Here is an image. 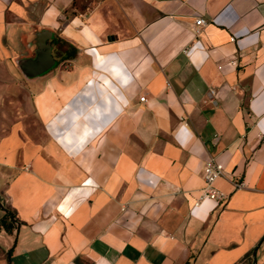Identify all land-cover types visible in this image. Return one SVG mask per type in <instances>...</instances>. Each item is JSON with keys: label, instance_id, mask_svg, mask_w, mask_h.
<instances>
[{"label": "crops", "instance_id": "crops-1", "mask_svg": "<svg viewBox=\"0 0 264 264\" xmlns=\"http://www.w3.org/2000/svg\"><path fill=\"white\" fill-rule=\"evenodd\" d=\"M5 207L0 264H264V0H0Z\"/></svg>", "mask_w": 264, "mask_h": 264}, {"label": "built area", "instance_id": "built-area-1", "mask_svg": "<svg viewBox=\"0 0 264 264\" xmlns=\"http://www.w3.org/2000/svg\"><path fill=\"white\" fill-rule=\"evenodd\" d=\"M208 24V21L203 17H197L194 21L193 31L197 35L200 30ZM234 40V37L231 38ZM214 94L213 90L209 91V96ZM143 100L144 97H141ZM211 102L215 103V100L212 98L210 99ZM218 140V136L214 137V142ZM29 165L26 166L25 169H28ZM225 176L224 166L222 163L218 162L214 156H209L208 159L205 161L203 166V181L204 185L201 188L200 194L194 201V206H199L205 200H211L216 203L223 202L228 199V193L224 192L221 189H218L214 186V182L220 178ZM232 185L235 188H241L244 186V182L242 179L239 178H232L230 179ZM124 209V208H123Z\"/></svg>", "mask_w": 264, "mask_h": 264}, {"label": "water", "instance_id": "water-1", "mask_svg": "<svg viewBox=\"0 0 264 264\" xmlns=\"http://www.w3.org/2000/svg\"><path fill=\"white\" fill-rule=\"evenodd\" d=\"M53 35L49 30L42 29L36 33L37 52L35 57H21L16 63L25 77L32 78L40 76L51 68L57 61L52 56Z\"/></svg>", "mask_w": 264, "mask_h": 264}, {"label": "trees", "instance_id": "trees-1", "mask_svg": "<svg viewBox=\"0 0 264 264\" xmlns=\"http://www.w3.org/2000/svg\"><path fill=\"white\" fill-rule=\"evenodd\" d=\"M5 212L0 217V230H5L8 233H12L17 229L18 218L15 211L9 210L5 207Z\"/></svg>", "mask_w": 264, "mask_h": 264}, {"label": "flooded vegetation", "instance_id": "flooded-vegetation-1", "mask_svg": "<svg viewBox=\"0 0 264 264\" xmlns=\"http://www.w3.org/2000/svg\"><path fill=\"white\" fill-rule=\"evenodd\" d=\"M37 52V46L35 45L33 51L28 55L29 57H35Z\"/></svg>", "mask_w": 264, "mask_h": 264}]
</instances>
